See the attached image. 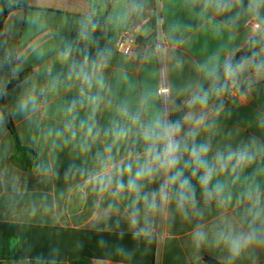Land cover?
Masks as SVG:
<instances>
[{
    "label": "crops",
    "instance_id": "crops-1",
    "mask_svg": "<svg viewBox=\"0 0 264 264\" xmlns=\"http://www.w3.org/2000/svg\"><path fill=\"white\" fill-rule=\"evenodd\" d=\"M28 3L29 9L10 11L0 35V88L30 71L5 97L25 155L36 164L28 169L13 161L16 142L0 112V264H264V211L254 218L264 210V46L246 52L264 31V0H161L169 122L235 62L223 81L231 100L217 90L213 102L188 111L181 123L178 139L195 130L186 142L210 145L207 159L216 173L209 188L223 185L206 201L200 173L192 177L185 170L196 189V207H187V216L177 209L176 185L168 188L167 204L158 195L175 169L141 181L139 200L127 187L117 188L145 161L146 149L134 154L131 145L142 136L141 125L167 121L149 22L155 0ZM134 28L144 45L121 55L117 41ZM123 108L138 113L140 124L123 116ZM116 127L129 128L128 136L117 140ZM242 148L255 159L235 170L233 160L221 171L217 153L226 157ZM188 159L185 153L178 167ZM152 193L156 211L143 200ZM146 226L147 233L140 232ZM197 229L206 237L199 244ZM253 230L258 238L233 258L220 234Z\"/></svg>",
    "mask_w": 264,
    "mask_h": 264
},
{
    "label": "clouds",
    "instance_id": "clouds-1",
    "mask_svg": "<svg viewBox=\"0 0 264 264\" xmlns=\"http://www.w3.org/2000/svg\"><path fill=\"white\" fill-rule=\"evenodd\" d=\"M225 71L227 75L231 76L235 69H233L231 65H228ZM83 79L85 82H87L88 76L85 74ZM93 99L98 100L99 98L97 97ZM201 103H204V101L201 100ZM120 111L121 114L130 119L133 124H140V116L138 113L132 114L127 108H123ZM186 119H192L191 114L189 117H186ZM203 119V117H199L198 119H195L194 122L197 125H200L202 124ZM181 127L182 126L179 122L171 123L161 118L155 119V121L150 125H141V135L146 143L145 161L137 168L134 176L129 178L127 185L117 181V188L120 190L127 187L129 191L137 193L136 199L139 200V192L142 188L141 181L145 179L151 180L157 173L161 171L164 173H169L175 169V171L167 177V180L161 186L158 195L162 204H167L172 198L169 195L168 188L172 185H176L174 198L176 200L177 209L181 210L184 215L187 216L185 209L187 207L195 209L196 207V189L193 187L191 179L184 175L185 170L190 168L192 177H197L198 173H200L198 180L206 201L211 200L214 195L218 196L223 191V185L218 182L213 187L209 188V184L216 173V167L207 159L210 145L208 143H202L197 146L193 143L190 146L186 141L188 137H192L194 139L195 130H191L186 133L183 139H178V136L181 132ZM129 131L130 129L126 127H116L113 129V135L117 140H119L121 138L127 137ZM89 132H91V129H89ZM185 153L188 154L189 159L184 161L183 168H179L178 165L181 164ZM254 159L255 154L250 152L248 148H242L235 152H229L226 157L221 153H217L215 157L216 164L219 165L221 171L225 170L228 164L233 160H235V165L233 166V170H235L236 167L246 165ZM128 171L131 172V165L128 166ZM103 179V177H100L102 186ZM143 200L145 202L146 208L149 211H156L158 209L157 193L151 194V200H149V196L145 194ZM255 203L258 204L259 202L256 201ZM261 211L264 210L256 211L254 218H259ZM136 212H138V210H136ZM136 212H134L130 221L133 227H135V225L138 223ZM147 231V226L140 229V232L147 233ZM205 238V233L197 229L194 234V239L197 244L201 243ZM257 238L258 237L255 230H253L247 236H233L231 233L220 234V239L228 245L229 251L233 258L239 256L241 250L247 247L249 243L253 242Z\"/></svg>",
    "mask_w": 264,
    "mask_h": 264
},
{
    "label": "trees",
    "instance_id": "trees-1",
    "mask_svg": "<svg viewBox=\"0 0 264 264\" xmlns=\"http://www.w3.org/2000/svg\"><path fill=\"white\" fill-rule=\"evenodd\" d=\"M16 8H24V9H29V3L28 0H3L2 4H1V8H0V35L3 32V28H4V23L5 20L8 16V14L10 13V11L12 9H16ZM105 23V17L99 20H96V24L98 26H103ZM264 46V31L263 33L258 36L257 38L253 39L250 44L248 45L246 52H254L257 49H259L260 47ZM232 67L235 66V62L230 64ZM226 67L223 68L219 73L216 74V76L213 78L212 82L215 79H219L221 80V84L218 87L217 90H219L223 96L225 101H229L231 100V96L228 93V89L226 87V85L224 84V75L226 74L225 71ZM30 75V71H27L25 73H23L19 78L15 79L14 81H12L8 86L6 87H2L0 88V112H2L5 116L6 122H7V126L11 132V134L14 137V140L16 142V155L13 157V161L16 164H22L24 165L25 168L28 169H32L35 164H36V160H30L26 157L25 153L27 151H29L27 148H24L20 142L17 130L15 128V124L12 118V114L10 111V108L8 106L6 97H5V93L8 89H10L11 87H13L15 84H18L20 82H22L23 80H25L27 77H29ZM211 85V84H210ZM209 85V86H210ZM209 86L203 91V93L200 95L199 98H197L190 107L186 108L184 111L180 112L179 114L172 116L171 117V121L172 123H176L179 122L180 125L183 121L184 115L192 110V109H197V108H201L211 102H213L215 100V94L213 96H209L208 95V88ZM201 100L204 101V103H201ZM223 105V103L221 101H218L217 107H221ZM131 145H132V150L134 154H139L140 152H142L143 150L146 149V143L143 140L142 136H135L133 137L132 141H131ZM22 160L27 161V164H24V162ZM5 258L0 256V261H3ZM215 264H221V263H217L214 262ZM72 264H86L85 261H75Z\"/></svg>",
    "mask_w": 264,
    "mask_h": 264
},
{
    "label": "built area",
    "instance_id": "built-area-1",
    "mask_svg": "<svg viewBox=\"0 0 264 264\" xmlns=\"http://www.w3.org/2000/svg\"><path fill=\"white\" fill-rule=\"evenodd\" d=\"M153 30V49L155 50L159 59V68L161 73V80L159 86V97L164 106L167 116V122L170 121L169 102H170V88L167 78V42L163 26V9L161 0H155V4L149 18ZM141 46L140 32L138 28L124 31L119 37L116 47L117 51L124 56H132L135 48ZM163 219V218H162Z\"/></svg>",
    "mask_w": 264,
    "mask_h": 264
},
{
    "label": "water",
    "instance_id": "water-1",
    "mask_svg": "<svg viewBox=\"0 0 264 264\" xmlns=\"http://www.w3.org/2000/svg\"><path fill=\"white\" fill-rule=\"evenodd\" d=\"M220 84H221V80H219V79H216L213 82V84L209 87V95L210 96H213L216 93V91H217L218 87L220 86Z\"/></svg>",
    "mask_w": 264,
    "mask_h": 264
}]
</instances>
